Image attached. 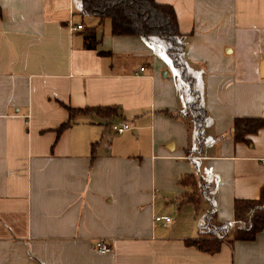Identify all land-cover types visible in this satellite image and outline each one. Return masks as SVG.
Instances as JSON below:
<instances>
[{"label":"crops","instance_id":"0c3cea01","mask_svg":"<svg viewBox=\"0 0 264 264\" xmlns=\"http://www.w3.org/2000/svg\"><path fill=\"white\" fill-rule=\"evenodd\" d=\"M156 1L186 36L202 132L164 41L114 36L80 0H0V264H264V231L217 254L189 244L214 205L231 225L237 201L261 197L264 129L247 142L234 130L264 118V0ZM67 107L118 114L58 133ZM187 178L208 194L189 201Z\"/></svg>","mask_w":264,"mask_h":264},{"label":"trees","instance_id":"16d2710c","mask_svg":"<svg viewBox=\"0 0 264 264\" xmlns=\"http://www.w3.org/2000/svg\"><path fill=\"white\" fill-rule=\"evenodd\" d=\"M81 15L94 17L103 24L107 20L111 22V32L114 36H137L146 39H160L167 44V53L173 64L182 69L181 55L186 48V36L179 29L176 11L171 5H162L156 0H80ZM182 78L189 83L191 93L195 101L188 105L187 112L192 114L196 121V127L202 132L205 120V109L199 104L197 93L193 90L194 84L184 69ZM70 113L69 122L63 124L58 133L70 127L80 115L100 113L106 117H114L118 114L117 108L73 109L67 107ZM264 129V118H243L235 122V140L247 142L249 135L258 133ZM193 183L197 187L195 179L187 178L183 183ZM197 189V188H196ZM187 197L189 201L197 202L200 194L196 191ZM196 192L198 194H196ZM235 223L240 227L237 230L233 242H251L257 239L259 233L264 231V187L258 200H239L235 204ZM231 225L221 224L216 220V207L201 228V238L192 240L190 245L200 251L217 254L222 245L228 240Z\"/></svg>","mask_w":264,"mask_h":264},{"label":"built area","instance_id":"2783aa9c","mask_svg":"<svg viewBox=\"0 0 264 264\" xmlns=\"http://www.w3.org/2000/svg\"><path fill=\"white\" fill-rule=\"evenodd\" d=\"M82 28H83L82 25L72 26L71 31H75V30L82 29ZM141 71H144V69L142 68ZM111 130L116 135H122L128 131H132V127L128 124H123V125L113 124L111 126ZM155 221L156 222L166 221V223H170L171 219L170 218H164V217H156ZM94 250L99 252V253H110L111 252V249L108 247V245L103 240L96 242V244L94 245Z\"/></svg>","mask_w":264,"mask_h":264},{"label":"rangeland","instance_id":"374dc122","mask_svg":"<svg viewBox=\"0 0 264 264\" xmlns=\"http://www.w3.org/2000/svg\"><path fill=\"white\" fill-rule=\"evenodd\" d=\"M110 25H111V22L109 21V20H107L106 22H105V24H104V26L103 27H110ZM134 129V128H133ZM126 135H131V136H133V134H132V132L130 131V132H127L126 133ZM200 187L199 188H197L196 189V191L200 194L202 191H205L206 193L205 194H208V192H207V188L205 187V186H203V185H201V184H198ZM196 192V194H198ZM200 196H202V195H200ZM164 222H166V221H164ZM239 229V225H237V224H231V232H230V236L228 237V240H227V242H232V240L234 239V236H235V234H236V232H237V230Z\"/></svg>","mask_w":264,"mask_h":264},{"label":"water","instance_id":"95a60500","mask_svg":"<svg viewBox=\"0 0 264 264\" xmlns=\"http://www.w3.org/2000/svg\"><path fill=\"white\" fill-rule=\"evenodd\" d=\"M132 133H134V134L136 133L135 129H132Z\"/></svg>","mask_w":264,"mask_h":264}]
</instances>
